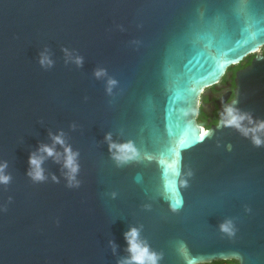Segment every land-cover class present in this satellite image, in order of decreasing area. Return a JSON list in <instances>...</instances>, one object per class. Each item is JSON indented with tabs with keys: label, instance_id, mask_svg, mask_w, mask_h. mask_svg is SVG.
I'll use <instances>...</instances> for the list:
<instances>
[{
	"label": "water",
	"instance_id": "1",
	"mask_svg": "<svg viewBox=\"0 0 264 264\" xmlns=\"http://www.w3.org/2000/svg\"><path fill=\"white\" fill-rule=\"evenodd\" d=\"M262 45L264 0H0V264H119L131 227L159 264H264V144L196 122L204 89ZM236 85L230 107L264 121L258 71ZM108 134L139 158L118 165ZM41 145L59 161L34 181Z\"/></svg>",
	"mask_w": 264,
	"mask_h": 264
},
{
	"label": "clouds",
	"instance_id": "2",
	"mask_svg": "<svg viewBox=\"0 0 264 264\" xmlns=\"http://www.w3.org/2000/svg\"><path fill=\"white\" fill-rule=\"evenodd\" d=\"M70 56V54H68ZM40 64L42 67H51L52 61L46 52L40 55ZM75 62L79 65L81 63L80 58H76ZM95 75L100 78L105 75L103 70H98ZM115 81L109 80V91L111 87L115 85ZM247 120L249 124H254V127L245 128L243 122ZM221 123L226 127H234L241 131L243 135H251L252 142L257 147L264 144V139H261L259 133H264V121L254 122L250 117L244 114H240L236 109L226 106L224 113L222 114ZM53 142L55 144H60L64 147V161L63 167L67 170V179L69 184L72 185L75 181L77 172L79 171V165L77 164L78 153H74L70 146H66L63 140V134L53 136ZM106 141L109 142V150L112 153V158L116 161L118 165L126 164L135 161L139 158V153L134 147L131 141L123 144H116L111 140V134L105 137ZM39 153V154H38ZM43 154V155H40ZM57 158L59 161V154L55 153L54 149L48 145H41L37 153H33L29 157L30 171L28 175L34 181H43L45 179L43 174V160L44 157ZM7 168L6 162H0V184H7L10 181V177L4 174V170ZM55 179V177H53ZM175 211V208L173 209ZM222 232L229 235L233 234V225L231 221H225L220 225ZM125 241L128 244L129 256L123 259L119 264H159L161 256L153 252L146 242L140 239V230L135 227L129 228V230L124 234Z\"/></svg>",
	"mask_w": 264,
	"mask_h": 264
},
{
	"label": "flooded vegetation",
	"instance_id": "3",
	"mask_svg": "<svg viewBox=\"0 0 264 264\" xmlns=\"http://www.w3.org/2000/svg\"><path fill=\"white\" fill-rule=\"evenodd\" d=\"M255 68L264 81V45L255 52L246 55L243 60L228 68L223 78L215 85L205 88L199 97L197 125L203 130L217 127L225 107L235 100L238 74L250 68ZM205 264H239L236 260H216Z\"/></svg>",
	"mask_w": 264,
	"mask_h": 264
}]
</instances>
